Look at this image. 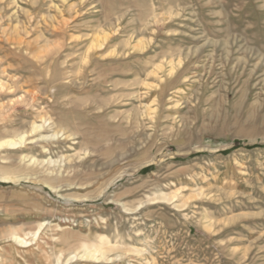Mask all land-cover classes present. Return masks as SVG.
Instances as JSON below:
<instances>
[{
  "label": "rangeland",
  "instance_id": "obj_1",
  "mask_svg": "<svg viewBox=\"0 0 264 264\" xmlns=\"http://www.w3.org/2000/svg\"><path fill=\"white\" fill-rule=\"evenodd\" d=\"M20 136L0 264H264V0H0Z\"/></svg>",
  "mask_w": 264,
  "mask_h": 264
},
{
  "label": "bare ground",
  "instance_id": "obj_2",
  "mask_svg": "<svg viewBox=\"0 0 264 264\" xmlns=\"http://www.w3.org/2000/svg\"><path fill=\"white\" fill-rule=\"evenodd\" d=\"M63 3V2H62ZM32 7V6H31ZM30 7V8H31ZM36 7V6H35ZM128 13V12H127ZM25 14V13H24ZM77 16V15H76ZM122 16V15H121ZM54 17V16H53ZM77 18V17H75ZM149 20V19H148ZM155 20V19H154ZM64 21V20H63ZM154 22V21H153ZM45 23V22H44ZM71 23V22H70ZM119 23V22H118ZM149 25V24H148ZM151 25V24H150ZM107 26V25H106ZM35 27V26H34ZM38 27V26H37ZM57 27V26H56ZM146 27V26H144ZM21 31V30H20ZM44 31V30H43ZM14 32V31H13ZM45 33V32H44ZM150 33V32H149ZM12 34V33H11ZM9 36V35H8ZM21 36V35H20ZM102 37V36H101ZM106 38V37H105ZM11 39V38H10ZM14 40V39H13ZM7 41V40H6ZM11 41V40H10ZM98 41V40H97ZM101 41V40H100ZM104 41V40H103ZM21 42H19L20 44ZM137 43V42H136ZM21 45V44H20ZM23 45V44H22ZM75 45V44H74ZM126 45V44H125ZM59 46V45H58ZM77 46V45H76ZM100 46V45H99ZM88 47V46H87ZM92 47V46H91ZM28 48V46H27ZM94 48V47H93ZM97 48V46H96ZM95 49V48H94ZM100 49V48H99ZM91 52V51H90ZM24 53V52H23ZM33 53V52H32ZM31 53V54H32ZM43 53V52H42ZM44 54V53H43ZM48 55V54H47ZM86 55V54H85ZM32 57V56H31ZM70 59V58H69ZM34 62V61H33ZM42 62V61H41ZM63 62V61H62ZM71 66V65H70ZM173 69V68H172ZM44 71V70H43ZM70 72V71H69ZM154 73V72H153ZM152 73V74H153ZM168 74V73H167ZM160 79V78H159ZM158 80V79H157ZM27 94V93H26ZM159 107V106H158ZM157 111V110H156ZM150 116V115H149ZM154 117V116H153ZM44 118V117H42ZM48 118V116H47ZM43 121V120H42ZM48 122V121H47ZM32 124V123H31ZM44 124V123H43ZM28 125V124H27ZM26 125V126H27ZM30 125V124H29ZM30 128V127H28ZM40 128H42V126H38L35 125V124H32V130L35 132L37 130H39ZM31 129V128H30ZM28 130V129H27ZM29 131V130H28ZM33 132V133H34ZM56 134V133H55ZM30 138V136H29ZM24 139V136H20L18 141H15V140H4L2 142H0V146H3L6 144L7 145H10V146H17L19 145L20 143H22ZM106 139V138H105ZM24 144V143H23ZM90 146V145H89ZM94 146V145H93ZM98 146V145H97ZM98 148V147H97ZM88 149V148H87ZM96 151V149H94V152ZM103 153V151L101 152ZM104 154V153H103ZM69 158V157H68ZM69 162V161H68ZM63 166V165H62ZM71 166V165H70ZM74 166V165H73ZM80 167V166H79ZM71 169V168H70ZM36 170V169H35ZM78 170V169H77ZM54 173V172H53ZM20 178V177H18ZM12 180H16V178H12L11 176L10 177H7V176H2L0 177V181H12ZM18 180V179H17ZM161 198L160 199H167L166 197H162V195H160ZM165 196V195H164ZM156 198V197H155ZM157 199V198H156ZM173 199V198H172ZM14 239L19 242L20 244H26V242H24V240L22 239H19L17 238V236L14 237ZM102 241V244L101 245H98V246H94V247H84V252H83V256L84 257H87V258H91V259H97V260H105L106 259V255L108 252H111V250L113 248H111L112 246L110 245V243L108 241H105L103 238L101 239ZM139 251V250H138Z\"/></svg>",
  "mask_w": 264,
  "mask_h": 264
}]
</instances>
